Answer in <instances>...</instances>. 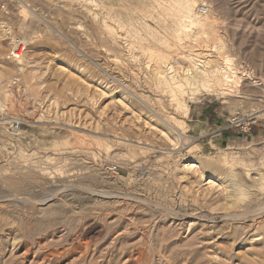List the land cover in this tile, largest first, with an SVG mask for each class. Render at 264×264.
<instances>
[{"label":"rangeland","instance_id":"rangeland-1","mask_svg":"<svg viewBox=\"0 0 264 264\" xmlns=\"http://www.w3.org/2000/svg\"><path fill=\"white\" fill-rule=\"evenodd\" d=\"M0 1V264H264V0H194L202 39L169 0ZM158 57L247 75L184 114Z\"/></svg>","mask_w":264,"mask_h":264},{"label":"bare ground","instance_id":"bare-ground-1","mask_svg":"<svg viewBox=\"0 0 264 264\" xmlns=\"http://www.w3.org/2000/svg\"><path fill=\"white\" fill-rule=\"evenodd\" d=\"M89 3L96 4L97 6H102L103 3L100 0H86ZM202 1V0H201ZM195 2L194 0H169L168 5L165 8V12L172 17L174 16L175 18V25H174V30L173 33L178 32L179 29L181 28V23L183 20H187L190 22L192 25L198 28L199 32H196L192 36H194L196 39H202L203 36H206L207 34H215L214 28L208 27V23L210 21H213L211 18V13L210 9H204V11H201L200 13L202 14H196L195 13ZM156 5L159 7L160 3L156 2ZM24 7V6H23ZM197 8V7H196ZM162 9V8H161ZM27 12V11H26ZM137 12V11H135ZM164 11L161 13L163 14ZM197 12V11H196ZM199 12V11H198ZM143 13V12H142ZM25 15V13H22ZM159 14V13H157ZM167 15V16H169ZM163 16V15H162ZM165 16V18L167 17ZM170 17V16H169ZM168 17V18H169ZM163 18V17H162ZM161 18V19H162ZM35 20V19H34ZM31 22V21H30ZM184 22V21H183ZM22 25V24H21ZM28 25V24H27ZM26 25V26H27ZM185 25V22H184ZM183 26V25H182ZM190 26V25H189ZM190 26V27H191ZM221 26V25H220ZM25 27V26H24ZM185 27V26H184ZM189 27V28H190ZM112 29V28H110ZM173 29V28H172ZM187 29V26L185 30ZM193 29V28H192ZM171 30V29H170ZM184 30V29H183ZM189 29H187L188 31ZM108 31V30H107ZM111 31V30H109ZM186 31V32H187ZM181 32V31H180ZM179 32V33H180ZM171 33V32H170ZM183 33V32H182ZM263 33V32H262ZM108 34H112L109 32ZM176 35V34H175ZM174 35V36H175ZM180 35V34H179ZM178 35V36H179ZM183 34H181L182 36ZM191 35V34H190ZM187 32L185 36L187 38H190V36ZM216 35V34H215ZM173 36V37H174ZM184 36V37H185ZM218 37V36H217ZM153 38V36H152ZM177 38V37H175ZM214 38V36H213ZM219 38V37H218ZM157 39V38H156ZM178 39V38H177ZM184 39V38H183ZM193 39V38H192ZM155 40V39H154ZM169 40V39H168ZM176 40V39H175ZM208 40V39H207ZM218 40V39H216ZM160 41V40H159ZM165 41V40H164ZM213 41V40H212ZM187 42V41H186ZM214 42V41H213ZM218 42V41H217ZM217 42L215 43H210L208 47L213 48V49H220L221 47H218ZM13 43V42H12ZM222 43L220 42V45ZM151 47V46H150ZM223 47V46H222ZM25 49V48H24ZM154 49V48H153ZM153 49H150L151 51ZM149 50V49H148ZM212 50V49H211ZM223 50V48H222ZM147 51V50H146ZM157 50L152 51V53H156ZM199 51V50H198ZM217 51V50H215ZM148 53V51H147ZM151 53V52H150ZM151 53V55H152ZM21 54V51L19 52ZM149 54V53H148ZM147 54V56H148ZM156 54H154L155 56ZM159 55V54H158ZM153 56V55H152ZM150 55L148 56V58ZM153 58V57H152ZM149 58V59H152ZM154 59V58H153ZM155 60V59H154ZM211 60V59H210ZM222 60V59H221ZM224 60H226L224 58ZM23 61V60H22ZM20 61L19 63H21ZM156 61V60H155ZM197 61V60H196ZM197 63V62H196ZM224 63V67H219L217 65L212 66L209 61L204 63V67L202 70L197 71L196 68L190 69L189 67L185 68H179L178 72H176L174 75H166V72L162 71V65H165L164 67L168 66L169 64L167 63L166 57H158L157 58V66H156V71L153 73L154 75V82L155 85L158 87V89H161L164 92L169 93L171 100L175 104L176 110H182L184 114H187L188 112V107L187 103L185 104L182 99L177 98V94H181L183 96L186 92V90H190L191 92L194 90H201L210 94L214 93H219L223 96V99L227 98L230 96V92L232 91L233 86H236L240 81L242 82L243 78L245 77L246 70L245 69H237L235 68L229 60H226ZM190 65V64H189ZM195 65V64H193ZM201 65V64H200ZM24 66V65H23ZM171 66V65H170ZM197 66V64H196ZM203 65H201L202 67ZM245 66V65H244ZM243 67V66H242ZM248 67V66H246ZM23 68V67H21ZM245 68V67H244ZM165 69V68H164ZM169 70H172L171 67H169ZM167 71V70H166ZM171 72V71H170ZM146 75V74H145ZM246 78V77H245ZM248 78V77H247ZM241 92V91H240ZM241 95V94H240ZM239 95V97H241ZM237 96V95H236ZM134 97V96H133ZM238 97V98H239ZM264 97V96H263ZM185 101V100H184ZM259 101V100H258ZM262 103V102H261ZM264 104V103H263ZM121 105V104H120ZM169 105V104H168ZM261 108V107H260ZM252 112V111H251ZM254 112V111H253ZM172 114V113H171ZM177 114V113H175ZM253 113H251L252 116ZM255 114V112H254ZM170 115V114H169ZM181 115V114H180ZM184 116V115H183ZM250 116V115H249ZM167 117V116H166ZM165 117V118H166ZM171 117V116H170ZM168 117L167 123L171 121V118ZM173 119V118H172ZM164 122V121H163ZM166 127V126H165ZM178 127V126H177ZM182 128V127H181ZM174 130V129H173ZM183 135L182 133H180ZM184 136V135H183ZM182 140V139H181ZM185 140V139H184ZM11 179V178H10ZM258 185L260 187L264 186V176H259L256 178ZM10 181V180H9ZM20 182V181H19ZM7 183V182H6ZM15 186V185H14ZM234 187V186H233ZM240 191V190H239ZM245 193V192H244ZM16 195V194H15ZM57 195V194H56ZM99 195V194H98ZM110 195V194H109ZM54 197V196H53ZM14 199V198H13ZM9 200V199H8ZM51 200V199H50ZM13 202V201H12ZM22 202V201H21ZM24 202V201H23ZM42 205V204H41ZM242 208V207H241ZM235 217V216H234ZM5 231V230H4ZM12 231V230H11ZM10 232V231H9ZM20 237V236H19ZM20 239V238H19ZM74 239V238H73ZM23 244V243H22ZM86 250V249H85ZM131 262V261H130Z\"/></svg>","mask_w":264,"mask_h":264},{"label":"built area","instance_id":"built-area-1","mask_svg":"<svg viewBox=\"0 0 264 264\" xmlns=\"http://www.w3.org/2000/svg\"><path fill=\"white\" fill-rule=\"evenodd\" d=\"M0 13L4 15L8 13L6 5L2 1H0ZM23 50H24L23 45L17 42L16 44L13 45L11 51L9 52L10 54L9 56L13 60H18L21 58L23 54ZM20 51H21V54H19ZM109 170L113 172H117V166H111L109 167Z\"/></svg>","mask_w":264,"mask_h":264},{"label":"crops","instance_id":"crops-1","mask_svg":"<svg viewBox=\"0 0 264 264\" xmlns=\"http://www.w3.org/2000/svg\"><path fill=\"white\" fill-rule=\"evenodd\" d=\"M196 120H197V121H196L197 124H201V125H205V126H207V123H208V122L205 124V123H204V120H203L201 117H198ZM218 129H220V128H218ZM218 129H217V130H218Z\"/></svg>","mask_w":264,"mask_h":264}]
</instances>
